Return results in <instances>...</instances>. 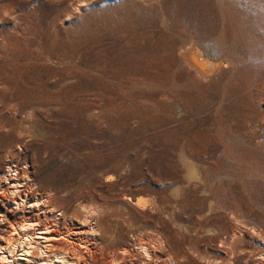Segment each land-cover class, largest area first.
Segmentation results:
<instances>
[{"label":"rangeland","instance_id":"obj_1","mask_svg":"<svg viewBox=\"0 0 264 264\" xmlns=\"http://www.w3.org/2000/svg\"><path fill=\"white\" fill-rule=\"evenodd\" d=\"M189 42L219 63L208 79L179 59ZM7 177L54 208L43 225L66 233L78 212L100 230L51 242L72 258L92 248L87 264H264V0H0Z\"/></svg>","mask_w":264,"mask_h":264},{"label":"bare ground","instance_id":"obj_2","mask_svg":"<svg viewBox=\"0 0 264 264\" xmlns=\"http://www.w3.org/2000/svg\"><path fill=\"white\" fill-rule=\"evenodd\" d=\"M29 13V12H28ZM180 58L182 64L187 67L188 69L192 70L194 72V74L196 75L197 78L205 80L208 79V76L210 74L211 71L213 70H217V68L219 67V63H216L214 61H204L201 60L200 55L198 50L195 47V44L193 42H189L181 51H180ZM210 57V56H209ZM215 67V68H214ZM214 71V72H215ZM178 158L179 161L181 163L182 168L184 169V174H183V178L189 183L191 180L193 179H197L199 176H201L199 174V170L198 167L195 163V161L187 154L184 146H182L179 151H178ZM9 168V167H8ZM9 171V170H8ZM11 171V170H10ZM18 172V171H17ZM17 175V174H16ZM11 176V175H10ZM15 176V175H14ZM112 176H110L111 178ZM203 177V176H202ZM3 178V177H2ZM26 178V177H25ZM24 179V178H23ZM6 180V179H5ZM2 181V179H1ZM25 181V179H24ZM202 182V181H201ZM3 183V182H2ZM26 183V182H25ZM28 183V182H27ZM191 183V182H190ZM204 183V182H203ZM8 187L7 189L3 188V185L0 184V232L1 231H5L7 229H5L6 227L4 226L6 222L9 223L10 227V232L12 233V235H17L22 241L21 242H17L18 244L15 245L16 239L15 237H13L11 235L12 238H9L7 241L5 240V242L3 243L2 241H0V264H22L20 262V260H22L21 258H25L27 260H29L32 256L33 253V249L35 248H39L41 250V252L43 253V259L44 260L42 263H37L36 262H32L33 264H87L86 262V253H90L93 257L94 254L92 252L89 251V249L86 251V253H81L79 256L77 257H73L71 256L69 249L61 251V252H52L51 251V247L54 245L51 242L52 241H56L59 239L61 240V238H65L64 234L70 235V231L73 230V233H75L76 235H83L86 234L90 231L96 234L97 231H100L98 228H94V227H87V224L85 223L86 221H80V216L78 212H74L72 215V218L74 221H76V225L78 226L77 228H72V230L67 231L66 233H62L60 232V230H56L52 225L49 224L50 221H48L47 224L43 225V221L42 220L45 216V214H54L55 210L52 207H49L48 205H45V203H42V201L39 200H31L30 198H28L27 196H25V199L22 198V194H23V184L20 180V178H14V179H9L7 177V182L5 183ZM184 186V185H183ZM186 186V185H185ZM184 186V187H185ZM188 186V185H187ZM25 187V186H24ZM180 187V186H179ZM177 187V189L179 188ZM13 188L16 189V191L20 192L18 194V197L13 198V199H9V193H14L13 192ZM28 189V188H27ZM31 189V188H30ZM176 189V190H177ZM26 190V189H25ZM32 190V189H31ZM173 191V192H176ZM32 193V192H31ZM9 194V195H8ZM12 195V194H11ZM211 195V194H210ZM11 197V196H10ZM33 197V196H32ZM155 198V197H154ZM152 197H146V196H138L137 198L133 199H128L130 202H132V204L141 210H148L151 209V212L156 213L157 209H159V205L156 203L155 199ZM81 205V204H80ZM89 206V205H88ZM103 206V205H102ZM99 206H97L96 209H98ZM108 207V206H107ZM116 208V207H115ZM121 208V207H120ZM124 208V207H123ZM56 209V208H55ZM81 209H87L86 206H83V208ZM91 212L93 211L92 206H91ZM126 209V208H124ZM129 209V208H128ZM76 210V208H75ZM78 210V209H77ZM101 210V209H100ZM99 210V211H100ZM106 210V209H105ZM95 211V210H94ZM97 211V212H99ZM102 212L104 211L101 210ZM108 211V210H107ZM106 211V212H107ZM90 212V211H89ZM113 212V210H112ZM111 212V213H112ZM116 212V211H115ZM95 213V212H94ZM92 213V214H94ZM114 213V212H113ZM161 213H164L163 210L161 209ZM91 214V215H92ZM104 214V213H102ZM58 216H64L63 212H58L57 214ZM67 215V213H66ZM90 215V214H89ZM88 215V217H90ZM57 216V217H58ZM93 216V215H92ZM97 216V213H96ZM102 216V215H101ZM100 216V217H101ZM105 216V214H104ZM125 216V215H124ZM65 217V216H64ZM103 217V216H102ZM107 217V216H105ZM127 217V216H126ZM53 218V217H52ZM94 218V217H92ZM129 218V215H128ZM20 219V221H19ZM60 219V218H59ZM70 220V219H69ZM103 220V219H102ZM108 220V219H107ZM114 220V218H113ZM125 220V219H124ZM127 220V219H126ZM132 220V219H131ZM57 221V220H56ZM89 221V219H88ZM91 221V220H90ZM116 221V220H115ZM122 221V220H121ZM120 221V222H121ZM54 222V221H52ZM96 222V221H95ZM97 223V222H96ZM119 223V222H118ZM90 224V223H89ZM94 224V223H93ZM126 224V223H125ZM131 224V222H130ZM43 225V227H42ZM92 225V224H91ZM177 229L181 232H184L186 234L190 233V229L181 224V223H177ZM59 226V225H58ZM98 226V225H97ZM127 226V225H125ZM134 226V225H132ZM130 227V225H129ZM68 228V227H67ZM106 229V228H105ZM133 229V227H132ZM133 231V230H132ZM8 232V230H7ZM89 232V233H90ZM72 233V232H71ZM92 233V234H93ZM161 234V233H160ZM72 235V234H71ZM99 235V234H98ZM96 235V236H98ZM102 235V234H101ZM141 235V234H139ZM145 235V234H143ZM147 235V233H146ZM1 236V235H0ZM116 236V235H115ZM114 236V237H115ZM133 236V235H132ZM71 237V236H70ZM139 237V236H138ZM154 238V237H153ZM163 238V237H162ZM68 239V238H67ZM143 239V238H141ZM158 239V238H157ZM69 240V239H68ZM98 240H102L103 241V237L98 238ZM161 242V245L163 243L164 239L159 238L158 239ZM89 241V240H88ZM36 242V245L35 243ZM85 242V241H84ZM90 242V241H89ZM141 242V241H140ZM158 242V241H157ZM71 243V241L69 242ZM137 243V242H136ZM144 243V242H143ZM165 243V242H164ZM146 244V243H145ZM20 245V247L22 248V254H20V257H18L17 255V247ZM89 244H87L88 246ZM108 245V244H107ZM147 245V244H146ZM145 245V246H146ZM160 245V246H161ZM76 246V243H75ZM148 246V245H147ZM146 246V247H147ZM69 247V246H68ZM90 247V246H89ZM99 247V245L97 246ZM138 247V246H137ZM140 247V246H139ZM20 248V249H21ZM65 248V247H64ZM86 248V247H85ZM142 248V246H141ZM74 249V248H73ZM78 249V248H77ZM125 249H127L125 247ZM139 249V248H138ZM150 249V248H149ZM61 250V249H60ZM92 250V248L90 249ZM141 250H145V252H149V250H146V248H142ZM151 250V249H150ZM55 251V250H54ZM73 251V250H72ZM76 251V250H75ZM74 251V253H75ZM94 251V250H93ZM105 251V250H104ZM129 251V250H127ZM139 251V250H138ZM137 251V252H138ZM152 251V250H151ZM35 252V250H34ZM79 252V251H77ZM81 252V251H80ZM131 252V251H130ZM129 252V253H130ZM41 253V254H42ZM72 253V252H71ZM112 254V252H110ZM109 253V254H110ZM124 253H126V251H124ZM127 253V254H129ZM79 254V253H77ZM74 255V254H73ZM23 256V257H21ZM116 256V255H114ZM113 256V257H114ZM127 256V255H126ZM135 256V255H134ZM140 256V255H139ZM149 256V254H148ZM152 256V255H151ZM90 257V256H89ZM110 257V256H109ZM112 257V255H111ZM128 257V256H127ZM126 257V258H127ZM141 257V256H140ZM117 258V257H116ZM116 258H114L116 260ZM148 258V257H147ZM149 259V258H148ZM151 259V258H150ZM118 260V258H117ZM139 260V259H138ZM89 262V261H88ZM115 262V261H114ZM146 262V261H145ZM143 262V263H145ZM119 264V263H117Z\"/></svg>","mask_w":264,"mask_h":264},{"label":"water","instance_id":"obj_3","mask_svg":"<svg viewBox=\"0 0 264 264\" xmlns=\"http://www.w3.org/2000/svg\"><path fill=\"white\" fill-rule=\"evenodd\" d=\"M196 49H197L198 52H199V55H200L201 60H204V61H209V60H210V59H208V58L205 56V54L202 52L201 49H199V48H197V47H196ZM214 68H215V67H214ZM214 71H215V70L211 71L210 74H209L208 76L212 75V74L214 73Z\"/></svg>","mask_w":264,"mask_h":264}]
</instances>
